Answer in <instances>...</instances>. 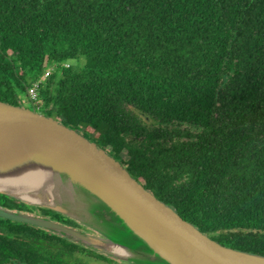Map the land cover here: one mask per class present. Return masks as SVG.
Returning a JSON list of instances; mask_svg holds the SVG:
<instances>
[{"label": "trees", "instance_id": "trees-1", "mask_svg": "<svg viewBox=\"0 0 264 264\" xmlns=\"http://www.w3.org/2000/svg\"><path fill=\"white\" fill-rule=\"evenodd\" d=\"M48 66L38 109L200 231L264 255V0H0V100L20 105ZM86 251L114 261L0 218V264H84Z\"/></svg>", "mask_w": 264, "mask_h": 264}, {"label": "water", "instance_id": "water-1", "mask_svg": "<svg viewBox=\"0 0 264 264\" xmlns=\"http://www.w3.org/2000/svg\"><path fill=\"white\" fill-rule=\"evenodd\" d=\"M31 105L0 100V169L5 171L0 181L18 182H8L0 194L59 213L83 228L2 205L0 218L40 227L129 264H264V255L201 232L110 152ZM44 167L51 179L41 177L44 182L32 185L39 173L34 169ZM113 245L122 252L111 250Z\"/></svg>", "mask_w": 264, "mask_h": 264}, {"label": "bare ground", "instance_id": "bare-ground-1", "mask_svg": "<svg viewBox=\"0 0 264 264\" xmlns=\"http://www.w3.org/2000/svg\"><path fill=\"white\" fill-rule=\"evenodd\" d=\"M34 171H38L39 173H38V179L37 180H33L34 183H32V185H34V184L35 185H38V184L44 182V180H42L41 177H46L47 176V177H50V179H51V176H50L51 173L45 167L43 169H40V168L37 169L36 168V169H34ZM4 172H5L4 170L0 169V176H3L4 175ZM32 174H34V173H32ZM0 179H1V177H0ZM8 182L10 183V185L11 184H15L16 185V183H18L17 180H9V179L8 180H5V181H0V189H3L4 187H6L7 184H8ZM33 189H35V188L33 187ZM111 250L116 251V252L117 251L122 252V250L120 248H118L117 246H114V245L111 247Z\"/></svg>", "mask_w": 264, "mask_h": 264}, {"label": "rangeland", "instance_id": "rangeland-1", "mask_svg": "<svg viewBox=\"0 0 264 264\" xmlns=\"http://www.w3.org/2000/svg\"><path fill=\"white\" fill-rule=\"evenodd\" d=\"M82 61V60H81ZM73 62V61H72ZM69 63H71V61H69L68 62V64ZM28 97H26L25 96V98L24 99H21L20 100V102H19V104L21 105V106H23V107H27V108H33L32 107V105H31V102H30V100L28 99H26V98H29V95H27ZM38 112H42L40 109H38L37 107L35 108ZM81 229V228H80ZM86 230H89V229H86ZM202 232V231H201ZM92 233H94V232H92ZM87 252V251H86ZM87 253H89V252H87ZM98 253V252H97ZM79 257H80V259H81V261L82 262H84L85 263V261H86V263L87 264H101V262L99 261V260H97L96 258H93V256H92V258H90V256L89 255H87V254H83V255H85V256H83V255H81V253H76ZM107 257V256H106ZM109 258H111V257H109ZM112 259H114V258H112ZM114 261L116 262V263H119V264H129V263H126V262H121L120 260H118V259H114Z\"/></svg>", "mask_w": 264, "mask_h": 264}, {"label": "built area", "instance_id": "built-area-1", "mask_svg": "<svg viewBox=\"0 0 264 264\" xmlns=\"http://www.w3.org/2000/svg\"><path fill=\"white\" fill-rule=\"evenodd\" d=\"M65 65H68V63H65ZM50 70H52V67L50 66L46 67L43 74L38 79L33 81L30 88L28 89L29 100L33 102L35 105H37L36 93H37L38 85L41 83L43 79H45L48 76Z\"/></svg>", "mask_w": 264, "mask_h": 264}, {"label": "flooded vegetation", "instance_id": "flooded-vegetation-1", "mask_svg": "<svg viewBox=\"0 0 264 264\" xmlns=\"http://www.w3.org/2000/svg\"><path fill=\"white\" fill-rule=\"evenodd\" d=\"M31 84H32V82L29 84V85H27L26 87H25V89H24V94H23V97L25 98V96L26 97H28L27 95H28V89L30 88V86H31ZM21 98V99H24V98ZM21 99H19V102H20V100ZM27 100L29 99V98H26ZM59 222V221H58ZM61 223V222H60ZM70 226V225H69ZM83 254H87V255H89L90 256V258H92V256L93 255H91V254H88V253H86V252H84V253H82L81 255H83ZM83 256H85V255H83ZM86 257V256H85ZM87 258V257H86ZM93 258H96L95 256H93ZM97 260H99L100 262H101V264H119V263H116V262H114V261H109V260H102V259H99V258H96ZM87 261V260H86ZM86 261H85V263L84 264H87L86 263ZM121 262H123V261H121Z\"/></svg>", "mask_w": 264, "mask_h": 264}]
</instances>
